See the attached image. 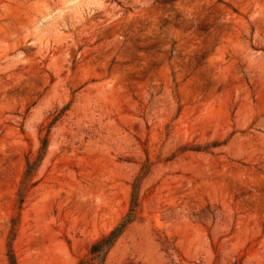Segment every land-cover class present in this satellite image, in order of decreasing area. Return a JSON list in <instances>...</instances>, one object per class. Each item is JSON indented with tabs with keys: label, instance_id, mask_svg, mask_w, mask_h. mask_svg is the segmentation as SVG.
I'll list each match as a JSON object with an SVG mask.
<instances>
[{
	"label": "rangeland",
	"instance_id": "374dc122",
	"mask_svg": "<svg viewBox=\"0 0 264 264\" xmlns=\"http://www.w3.org/2000/svg\"><path fill=\"white\" fill-rule=\"evenodd\" d=\"M143 165L104 264H264V0H0V264L15 218V264H77Z\"/></svg>",
	"mask_w": 264,
	"mask_h": 264
},
{
	"label": "trees",
	"instance_id": "16d2710c",
	"mask_svg": "<svg viewBox=\"0 0 264 264\" xmlns=\"http://www.w3.org/2000/svg\"><path fill=\"white\" fill-rule=\"evenodd\" d=\"M55 120L56 118L53 119L52 123ZM46 146H47V139L46 136H43V138L39 140L37 157L31 159V157L27 156L24 159L25 162L24 172L19 185V189L17 191L18 206H20L23 202L25 190L32 184V178L40 164L41 159L44 156ZM145 175H146V165H143L131 185L128 211L110 232H108L106 235L102 236L97 241L92 243L86 257L81 259L77 264H104L105 258L109 253V251L112 249L116 241L125 232L126 228L132 222H134L137 216L138 208H139L138 191H139L140 183L142 179L145 177ZM16 224H17V218L12 219L11 228L9 232V242L7 245V257L9 264H15V259L11 250L10 242L14 237L16 231Z\"/></svg>",
	"mask_w": 264,
	"mask_h": 264
}]
</instances>
